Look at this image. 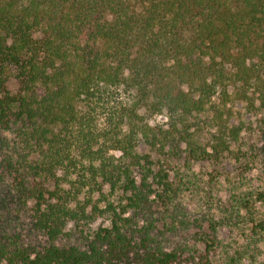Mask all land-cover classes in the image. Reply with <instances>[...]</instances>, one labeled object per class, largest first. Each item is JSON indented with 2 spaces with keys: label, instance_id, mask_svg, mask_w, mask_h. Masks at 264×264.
<instances>
[{
  "label": "trees",
  "instance_id": "1",
  "mask_svg": "<svg viewBox=\"0 0 264 264\" xmlns=\"http://www.w3.org/2000/svg\"><path fill=\"white\" fill-rule=\"evenodd\" d=\"M254 121L264 0H0V264H212L166 222L172 163Z\"/></svg>",
  "mask_w": 264,
  "mask_h": 264
},
{
  "label": "rangeland",
  "instance_id": "2",
  "mask_svg": "<svg viewBox=\"0 0 264 264\" xmlns=\"http://www.w3.org/2000/svg\"><path fill=\"white\" fill-rule=\"evenodd\" d=\"M8 88L16 92L19 86L11 79ZM262 129L254 121L223 160L172 163L179 191L165 216L186 252L204 250L202 237L209 233L215 241L208 254L212 264H264Z\"/></svg>",
  "mask_w": 264,
  "mask_h": 264
}]
</instances>
